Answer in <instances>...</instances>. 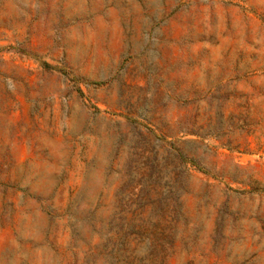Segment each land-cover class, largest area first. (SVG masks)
Here are the masks:
<instances>
[{"label": "rangeland", "instance_id": "obj_1", "mask_svg": "<svg viewBox=\"0 0 264 264\" xmlns=\"http://www.w3.org/2000/svg\"><path fill=\"white\" fill-rule=\"evenodd\" d=\"M0 264H264V0H0Z\"/></svg>", "mask_w": 264, "mask_h": 264}]
</instances>
